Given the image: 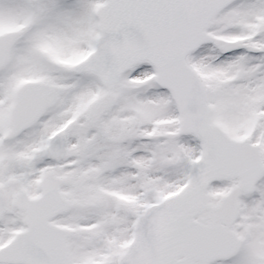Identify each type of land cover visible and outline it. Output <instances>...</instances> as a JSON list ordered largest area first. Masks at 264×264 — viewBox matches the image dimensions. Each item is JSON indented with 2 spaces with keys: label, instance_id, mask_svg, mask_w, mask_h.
<instances>
[{
  "label": "snow or ice",
  "instance_id": "snow-or-ice-1",
  "mask_svg": "<svg viewBox=\"0 0 264 264\" xmlns=\"http://www.w3.org/2000/svg\"><path fill=\"white\" fill-rule=\"evenodd\" d=\"M0 264H264V0H0Z\"/></svg>",
  "mask_w": 264,
  "mask_h": 264
}]
</instances>
